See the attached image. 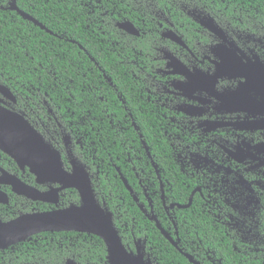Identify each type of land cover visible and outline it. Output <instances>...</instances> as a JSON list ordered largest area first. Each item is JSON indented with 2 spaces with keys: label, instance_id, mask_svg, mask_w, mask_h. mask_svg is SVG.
I'll use <instances>...</instances> for the list:
<instances>
[{
  "label": "flooded vegetation",
  "instance_id": "obj_1",
  "mask_svg": "<svg viewBox=\"0 0 264 264\" xmlns=\"http://www.w3.org/2000/svg\"><path fill=\"white\" fill-rule=\"evenodd\" d=\"M206 10L209 13L187 10L196 27L194 35L185 32V41L178 32L161 31L160 37L173 46L155 49L150 63L140 59L135 49H131L133 58L125 57L122 48L117 55L121 84L144 92L162 116L165 127L161 129L171 149L168 158L180 173L178 180L190 188L187 202H177L170 193V180H162L119 95L124 112L120 123L131 125L144 150L143 157L139 156L124 135L125 125L114 127L108 109L102 111L103 122L107 119L121 132L118 159L126 178L109 152L105 149L108 155L104 156L98 150L102 136L96 133L99 130L93 126L91 111L86 110V115L81 108L83 115L77 110L62 111L57 101L40 94V88L27 87L29 82L17 86L12 80H1L0 75V145L8 151L0 149V222L82 205L75 188H61L50 181L39 183L30 172V165H52L56 154L68 175L83 171L84 184L91 188L95 203L111 213L113 226L129 253L139 251L144 260L157 264L137 218L125 220L130 211L124 202L125 192L138 212L188 263L264 264V11L258 15L256 9L243 16ZM227 11L225 7L224 13ZM165 23L173 28L167 20ZM162 27L157 23V32ZM169 31L182 44L167 38ZM87 57L115 91L111 79ZM86 80L85 85H90L87 92L92 95L93 82L90 77ZM53 81L61 85L55 77ZM66 84L72 85L70 81ZM75 104L78 106L76 100ZM84 117L88 127L83 129L79 120ZM12 126L15 133L22 134L12 136L14 132L7 129ZM26 145H32L33 151L26 150ZM45 149L54 156L46 157ZM148 166L150 170L144 171ZM152 184L157 185L154 192H150ZM15 185L33 188L44 194L45 200L18 195L13 191ZM197 225H210L219 235L211 233L209 237L215 241L210 240L197 231ZM220 237L223 240H217ZM68 260L77 264L73 259L65 263Z\"/></svg>",
  "mask_w": 264,
  "mask_h": 264
},
{
  "label": "trees",
  "instance_id": "obj_2",
  "mask_svg": "<svg viewBox=\"0 0 264 264\" xmlns=\"http://www.w3.org/2000/svg\"><path fill=\"white\" fill-rule=\"evenodd\" d=\"M11 1L0 0L1 80H12L17 86L29 82L27 87L40 88V94L45 93L47 99L57 101L62 111L77 110L81 115H86V110L91 111L93 126L95 130H99L96 133L99 137L102 136L103 145H99L98 150L104 156L109 152L113 163L126 178L125 169L118 159L121 148L118 145V135H121V132L112 128L107 119L104 122L102 120L105 118L102 111L108 109L107 114H111L114 127L123 121L122 102L116 96L119 95L124 101L127 113L138 126L162 180H170V193L172 192L177 202L186 203L190 188L178 180L180 173L175 163H171L168 158L171 149L161 129L165 127L162 116L147 100L148 96L144 92H136L131 84H121L118 49L122 48L125 57L130 58L134 56L131 49H135L140 53V59L150 63L155 49L173 46L160 37L159 33L164 29L178 32L184 41L185 32L195 34L196 24L187 17L188 9L209 13L206 9L210 8L211 14L243 16L252 15L257 9L260 15L264 11V0H15L19 11L36 20L51 33L10 10ZM225 7H228L226 13ZM233 9L236 13L232 12ZM165 20L172 24L173 28H170ZM126 21L139 31L138 37L117 28L118 23ZM157 23L163 26L159 32ZM87 56H91L111 79L115 91L104 83L97 68ZM54 77L61 85L54 83ZM89 77L93 82L92 95L87 92L90 85H85ZM66 81H70L72 85L67 86ZM79 121L83 129L88 127L86 117ZM125 128L124 135L128 142L136 152L139 151V156L143 157L144 150L136 133L129 124H126ZM105 149L108 152H105ZM149 170L150 166L144 169L147 172ZM106 171L108 172L107 168ZM168 171H171L170 174ZM149 187L150 192L157 189L155 184ZM124 197L126 206H130L129 218L125 220L128 223L132 218H137L142 235L145 236L147 244L153 247L157 264H190L168 244L153 223L138 212L126 192ZM197 231L200 234L206 233V237L213 241L215 239H211L210 234L219 235L214 233V228L210 225H197ZM225 251L228 255L231 252L230 248ZM106 255L103 241L94 235L46 232L33 236L24 243L0 250V264H63L67 259H73L77 264H106Z\"/></svg>",
  "mask_w": 264,
  "mask_h": 264
},
{
  "label": "water",
  "instance_id": "obj_3",
  "mask_svg": "<svg viewBox=\"0 0 264 264\" xmlns=\"http://www.w3.org/2000/svg\"><path fill=\"white\" fill-rule=\"evenodd\" d=\"M9 9L17 12L23 19L32 22L40 29L51 33L36 20L19 11L15 5V0L11 1L9 4ZM117 28L129 35L135 37L139 36V31L128 21L118 23ZM165 36L170 40L177 42L178 44H182L180 39L173 32L169 31L165 34ZM79 48L81 49L80 46ZM7 129L10 134L13 131L14 134H12V136L15 137L22 134V132L15 133L13 126L8 127ZM143 145H145L144 141ZM0 149L6 153L8 152L2 145H0ZM13 150L17 149L13 147ZM26 150L32 152V145H26ZM45 150V153L47 154L46 157H48V154L51 155V158L54 156L53 151L48 149ZM145 151L148 153L146 146ZM13 157L15 160H17L15 155H13ZM53 160L54 161H51L52 165L40 164L37 166L33 165V167L29 166L30 172L38 178L37 182L39 183L50 181L51 183L60 184L61 188H75L80 194L82 205L80 207L71 206L67 209L56 210L52 212L27 214L11 222H0V250H6L18 243H24L33 236L41 233L78 232L94 235L103 241L106 247L107 264H152L150 260H144L143 255L139 251H137L136 254H133L129 253L124 248L113 226L111 213L105 211L95 203L92 198L91 188L87 183L84 184L85 177L83 171L79 170L73 175H68L62 169L56 154ZM20 168H22V165ZM74 181H78L77 183H79V185L74 183ZM21 187H24V189ZM13 191L18 195L24 194L27 197H31L35 200H45L42 198L44 194H41L37 190L24 185H15ZM54 191L56 192V190ZM190 201L191 198L189 199V202ZM188 206L189 204L183 207ZM159 229L163 236L168 239V236L165 234V232L160 227ZM64 264L75 263L72 260H68Z\"/></svg>",
  "mask_w": 264,
  "mask_h": 264
},
{
  "label": "bare ground",
  "instance_id": "obj_4",
  "mask_svg": "<svg viewBox=\"0 0 264 264\" xmlns=\"http://www.w3.org/2000/svg\"><path fill=\"white\" fill-rule=\"evenodd\" d=\"M14 152H16V151H13V153H14ZM20 161H21V160H20ZM30 166H32V167H33V165H30Z\"/></svg>",
  "mask_w": 264,
  "mask_h": 264
}]
</instances>
